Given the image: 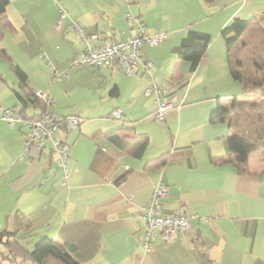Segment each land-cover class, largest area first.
I'll return each mask as SVG.
<instances>
[{
	"label": "crops",
	"instance_id": "1",
	"mask_svg": "<svg viewBox=\"0 0 264 264\" xmlns=\"http://www.w3.org/2000/svg\"><path fill=\"white\" fill-rule=\"evenodd\" d=\"M251 1L8 0L3 15L8 26H2L0 16V50L7 58L0 56V62L14 77L0 66V110L21 112L29 94L47 91L58 106L55 117L73 116L58 102L54 84L47 85L49 63L57 71L67 70L86 51L68 31L70 19L99 36L88 41L90 48L132 37L138 23L148 34L166 33L163 43L144 46L142 54L152 62L154 82L176 94L181 106L156 123L153 98L142 95L149 76L139 70L127 77L119 64L93 69L112 101L105 118L117 109L122 116L112 119L118 122L81 123L78 133L58 132L69 154L66 171L48 147L42 152L32 147L25 154L27 131L0 121V232L10 231L14 215L21 213L31 229L17 239L28 234L35 243L47 237L69 244L79 264H264V249L257 245L262 208L256 199L264 175L263 151L251 152L246 174L238 175L227 147V123L209 122L218 105L228 108L234 98L245 96L230 76L231 60L220 32L235 18L264 15V7L251 9ZM61 10L68 16L57 28ZM189 31L211 37L194 70L176 54ZM14 67L25 74L23 86ZM38 112L25 109L28 118ZM123 127L148 138L142 157L106 140V134ZM161 156H168L165 164L157 161ZM158 184L168 189L159 201L163 210L182 207L193 218L189 230L168 243L155 235L145 253L138 213ZM45 264L61 263L47 259Z\"/></svg>",
	"mask_w": 264,
	"mask_h": 264
},
{
	"label": "trees",
	"instance_id": "2",
	"mask_svg": "<svg viewBox=\"0 0 264 264\" xmlns=\"http://www.w3.org/2000/svg\"><path fill=\"white\" fill-rule=\"evenodd\" d=\"M204 1L210 3L213 0ZM7 5L8 0H0L3 27L9 25L3 16ZM220 36L231 60L230 76L243 86L245 96L240 99L234 98L228 108L218 105L212 111L209 122L227 123L231 133L227 141L231 163L238 175H244L248 169L249 154L260 149L264 155V15L247 20L235 18L221 30ZM210 42L209 35L189 31L181 40L176 51L177 57L189 63L190 69L194 70L204 57ZM0 56L7 58L2 50ZM13 70L23 86L25 74L18 67H14ZM250 90H253V93L249 94ZM29 97V103L22 102L21 115L27 117L26 108H32L34 111L45 110L35 99L34 94H29ZM37 116L34 115L32 119H36ZM105 138L121 150L131 147L136 158L143 156L149 143L145 135L124 127L106 134ZM167 158L168 156H161L157 161L165 164ZM30 229L28 217L16 213L12 229L0 232V243L4 248L0 254L1 262L24 264L30 261L33 264H45L47 259H52L61 264H79L73 257V246L58 243L47 237L40 238L31 249H27L18 241L17 235L21 232L28 233Z\"/></svg>",
	"mask_w": 264,
	"mask_h": 264
},
{
	"label": "built area",
	"instance_id": "3",
	"mask_svg": "<svg viewBox=\"0 0 264 264\" xmlns=\"http://www.w3.org/2000/svg\"><path fill=\"white\" fill-rule=\"evenodd\" d=\"M66 11H60V21L67 17ZM130 18V16L128 15ZM138 22L137 20H135ZM68 31L72 33L76 40L85 45V52H80L72 61V66L87 65L91 67H101L109 69L114 64H119L125 76L130 77L141 70L143 74L149 76L150 85L143 89L144 97H152L155 110L153 117L159 123H163L169 112L178 110L181 106L179 97L169 89L157 85L151 75L152 62L142 54L144 46L154 48L159 46L166 39V33L159 32L148 34L146 28L138 23V30L135 35L126 40H117L96 48L88 46L89 40H98L97 34H88L86 30L75 19H70ZM50 64V63H49ZM53 78L60 77L54 70ZM35 99L44 106V111L37 113L36 119L21 115L16 109H1L0 121L10 127L20 126L27 131L25 143V154L34 148L42 152L48 144L50 154L55 157L57 163L66 171L69 162L67 147L56 134L60 131L72 132L80 126L81 120L77 116L57 118L50 110L54 106V101L47 91L35 92ZM122 116L120 110L111 113L110 118L118 120ZM68 178L65 172L64 183ZM168 195V189L158 184L155 186L149 201L143 206L138 218L144 223L141 236V248L147 253L150 250L151 241L155 235H159L163 242L168 243L178 234L186 233L189 230L192 215L187 214L182 207L173 210H163L160 199Z\"/></svg>",
	"mask_w": 264,
	"mask_h": 264
},
{
	"label": "rangeland",
	"instance_id": "4",
	"mask_svg": "<svg viewBox=\"0 0 264 264\" xmlns=\"http://www.w3.org/2000/svg\"><path fill=\"white\" fill-rule=\"evenodd\" d=\"M250 7L251 9L257 8V7L259 8L264 7V0H253L250 2ZM71 64H72V61L70 62L67 70H58V71L55 70L53 66L48 64V67H49L48 76L49 77H48L47 85L54 84L53 87L58 92V102L62 104V107L64 109L72 111L74 113L72 115L77 116L81 120L82 124L87 123V122H93V123L98 124L100 123V121H103V120L109 121V122H118V121H113L110 118H105L108 116V113L111 112L112 110V106H111L112 101H111V97H109L108 95L109 90L106 93L104 92V86H103L104 84H102L98 80L97 78L98 74L92 73L93 69L95 71H98L97 67H91L87 65H77V66L71 67ZM0 66H2V68H4L5 66L4 72L9 74V76H12V78L14 77L8 71L6 64L0 62ZM73 68H76V71H74L73 74L72 73L70 74V70ZM54 70L56 71V73L60 74L59 78L57 77L53 78L52 72ZM5 78H6L5 80H7L6 76ZM61 83L64 85L62 86L60 85V88H57L56 85H59ZM248 93L249 94L253 93V90H250ZM114 100H117V99H114ZM119 100L122 101V99H119ZM56 106L57 104H55V101H54V106L51 107L50 110L53 112V109H55ZM27 114L31 116L32 111L28 110ZM88 117H91V119H88ZM155 122L158 123L156 120ZM149 128H153L152 125H149ZM78 129L79 127L75 129L76 133H78ZM151 131H155V130H151ZM46 145H47L46 147H48V144ZM256 150L262 154L261 150L259 149H256ZM260 182L262 184V188H261V192H258V194L256 195V199L260 202L259 206H261L262 208L260 217L264 218V175L260 176ZM263 218L260 222L261 233L258 236L257 245H261L264 249ZM18 238L20 242L24 243L27 249H30L32 246H34L35 242H33V240L35 239V237H30L28 236V234L26 235L20 234ZM27 244L29 246H27Z\"/></svg>",
	"mask_w": 264,
	"mask_h": 264
}]
</instances>
